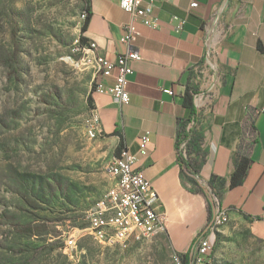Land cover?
Segmentation results:
<instances>
[{"label":"crops","instance_id":"1","mask_svg":"<svg viewBox=\"0 0 264 264\" xmlns=\"http://www.w3.org/2000/svg\"><path fill=\"white\" fill-rule=\"evenodd\" d=\"M83 1L91 12L86 44L96 42L103 61L115 60L128 48L120 37L131 14L120 0ZM193 1L156 0L159 27L139 24L134 46L142 58L128 75V104L93 92L115 148L122 141L139 153L148 133L147 153L135 167L157 190L165 231L181 253L212 220L213 190L231 218L264 221V0H196L191 7ZM188 89L193 112L185 104ZM242 157L252 162L243 184L232 188Z\"/></svg>","mask_w":264,"mask_h":264},{"label":"rangeland","instance_id":"2","mask_svg":"<svg viewBox=\"0 0 264 264\" xmlns=\"http://www.w3.org/2000/svg\"><path fill=\"white\" fill-rule=\"evenodd\" d=\"M83 10V0H0V264H181L165 230L124 244L83 230L114 184L116 152L104 128L88 133L97 69ZM213 238L211 264H264V221L229 218Z\"/></svg>","mask_w":264,"mask_h":264},{"label":"built area","instance_id":"3","mask_svg":"<svg viewBox=\"0 0 264 264\" xmlns=\"http://www.w3.org/2000/svg\"><path fill=\"white\" fill-rule=\"evenodd\" d=\"M120 5L132 17L124 26V33L120 37V41L128 48L119 53L115 60L104 57L106 73L101 75L96 91L112 95L116 103L123 106L130 102L128 75L134 70L133 63L142 58L141 52L134 46L141 35L139 24L157 28L159 20L154 12L156 0H120ZM198 5L196 0L191 3V7ZM85 18L86 14L83 19ZM183 23L184 20H181L180 25ZM84 49L88 54L97 53V43L84 44ZM167 91L172 92L171 89ZM102 132L103 124L99 112L93 109L88 133L98 137ZM149 141V135L145 133L140 138L139 153H134L124 146L115 159L111 160L109 166H117V174H114L115 187L108 202H97L90 207L88 225L83 230L93 229L97 234H103L107 240L115 239L124 244L135 239L137 234H146L150 226L166 228L167 215L162 209L157 190L143 172L135 167L139 154L147 153ZM211 194L215 206L214 214L203 234L197 237L195 253L192 256L193 264H210V253L215 243L214 227L225 218H231L229 211L220 204L219 192L213 190ZM74 233H69L65 239V244L70 248Z\"/></svg>","mask_w":264,"mask_h":264},{"label":"trees","instance_id":"4","mask_svg":"<svg viewBox=\"0 0 264 264\" xmlns=\"http://www.w3.org/2000/svg\"><path fill=\"white\" fill-rule=\"evenodd\" d=\"M83 12H84V15L86 14V18H85V21H84L83 26H82V31L85 30L86 21L88 20V18L91 15L90 9H89L87 4L84 5ZM81 39H82V43L83 44L87 43L86 37L82 36ZM100 79H101V72L96 74V78H95V81H94V88L92 90V93L96 91V86H97L98 82L100 81ZM91 100H93V96H91ZM185 104L189 108H192V112H193V110H195L194 109V94L191 93L189 89L186 90V93H185ZM123 147H124V145H123V143L121 141L120 144L116 148L115 154H118ZM182 162L183 161H181V163ZM251 162H252V159L249 158V157H242V158L237 160L235 171L233 172L232 177H231V187L232 188L238 187V186L243 184V182L245 180V177L247 175L248 169H249V167L251 165ZM27 183H31L30 185H28V188L30 190H32L33 193L36 192V190L42 189L41 188V182L37 183L34 180L30 181L29 179H27ZM26 198H27V195H26ZM244 217L247 220H249V221H253L254 220V219H250L246 215ZM196 241H197V239H195L192 247L190 248V250L188 252H186V253H181V252H178V251L176 252V254L179 256L178 260L181 262V264H193L192 263V256H193L194 246H195ZM215 249H216V246L213 248V251L211 252V254L214 253Z\"/></svg>","mask_w":264,"mask_h":264},{"label":"bare ground","instance_id":"5","mask_svg":"<svg viewBox=\"0 0 264 264\" xmlns=\"http://www.w3.org/2000/svg\"><path fill=\"white\" fill-rule=\"evenodd\" d=\"M82 16L84 17V13L82 14ZM89 57H90V61L95 64L96 66V69H97V73L101 72V75H105L106 73V66H104V61L103 59L99 58L96 56L95 53L93 54H89ZM90 137L92 138H95L96 136L89 133ZM116 157V155L113 157L112 160H114ZM108 171L109 173L113 176L114 178V174H117V166H108ZM115 187V179H114V184L107 190L106 194L103 196V198H101L99 201L97 202H108L109 199H110V194L112 193L113 191V188ZM96 202V203H97ZM95 203V204H96ZM229 220V218H225V220H222L220 221V223H218V225L216 227H214V232L219 229L220 226H222L223 224H225L227 221ZM92 232H94L97 236H100V237H104L103 234H97V232L93 231V229H90ZM165 230V227L163 226H150L149 228H147L146 230V234H137L135 235L136 238H142L143 236H148V235H151V234H154V233H157L159 231H164ZM119 241V240H117ZM121 242V241H119ZM213 248V247H212ZM210 264H211V257H210Z\"/></svg>","mask_w":264,"mask_h":264}]
</instances>
